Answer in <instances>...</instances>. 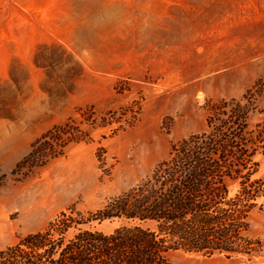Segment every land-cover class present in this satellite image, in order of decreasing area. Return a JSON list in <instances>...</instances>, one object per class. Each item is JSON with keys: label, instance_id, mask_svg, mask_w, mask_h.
<instances>
[{"label": "rangeland", "instance_id": "rangeland-1", "mask_svg": "<svg viewBox=\"0 0 264 264\" xmlns=\"http://www.w3.org/2000/svg\"><path fill=\"white\" fill-rule=\"evenodd\" d=\"M263 74L264 0H0V250L128 190L206 129L210 103L241 98ZM89 108L110 119L128 111L132 122L115 133L119 122L83 123L90 139L45 166L17 167L40 135ZM259 203L248 231L259 255L177 251L172 264H264Z\"/></svg>", "mask_w": 264, "mask_h": 264}, {"label": "trees", "instance_id": "trees-1", "mask_svg": "<svg viewBox=\"0 0 264 264\" xmlns=\"http://www.w3.org/2000/svg\"><path fill=\"white\" fill-rule=\"evenodd\" d=\"M264 74L241 98L209 104L206 129L172 146L153 171L102 207L63 211L42 230L0 250V264H172L177 251L226 258L262 252L248 234L250 217L262 210L264 179L257 177L264 156ZM129 112L98 118L89 108L40 135L17 167L47 165L71 143L86 141L81 124L122 130ZM257 113L258 120L252 122ZM117 223L111 232L92 226Z\"/></svg>", "mask_w": 264, "mask_h": 264}]
</instances>
